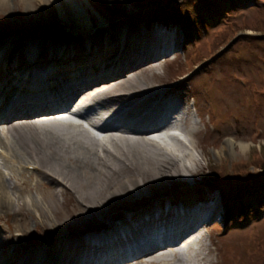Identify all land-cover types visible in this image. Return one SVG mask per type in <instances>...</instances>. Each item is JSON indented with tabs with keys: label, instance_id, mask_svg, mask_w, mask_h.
I'll return each mask as SVG.
<instances>
[{
	"label": "bare ground",
	"instance_id": "1",
	"mask_svg": "<svg viewBox=\"0 0 264 264\" xmlns=\"http://www.w3.org/2000/svg\"><path fill=\"white\" fill-rule=\"evenodd\" d=\"M28 1L40 6L37 1L44 0ZM52 1L62 7L63 17L74 15L82 26L74 43L29 42L21 49L9 42L0 48V220L24 239L33 221L41 235L25 239L32 248L12 256L0 235V264H216L201 237L192 233L175 241L202 213L222 209L219 196L178 203L169 196L174 188L166 187L162 200L144 201L166 182L185 180L174 158L181 152L154 148L145 138L149 126L156 128L154 139L178 126L186 135L199 133L196 122L177 109L176 95L148 84L158 78L157 55L178 39L177 32L124 28L91 41L80 24L89 19L80 7L87 0ZM8 3L0 0V10ZM74 97L76 110L88 112L82 118L106 119L102 130L110 148L76 124L54 118ZM236 145L247 147L228 137L221 151L233 153ZM30 165L26 176L24 167ZM16 167L21 176L11 184L3 168ZM40 187L45 189L39 198L30 195ZM126 199H132V210L116 217L112 210ZM164 245L169 250L160 248Z\"/></svg>",
	"mask_w": 264,
	"mask_h": 264
},
{
	"label": "rangeland",
	"instance_id": "2",
	"mask_svg": "<svg viewBox=\"0 0 264 264\" xmlns=\"http://www.w3.org/2000/svg\"><path fill=\"white\" fill-rule=\"evenodd\" d=\"M37 2L40 6L28 0H9V7L0 10L2 50V45L9 46V42H16L21 49L29 42L74 43V32L82 28L74 15L63 17L62 7L52 0ZM173 3L161 5L163 9L158 4L139 0H87L80 7L87 10L89 19L86 17L80 24L88 28L91 41H102L107 32L124 28L153 31L166 25L168 29H176L178 40L156 59L158 78L148 84L176 95L180 109L196 122L199 133L196 137L184 135L183 140L172 139L177 153L181 152L174 158L185 180L166 182L160 192L149 191L144 201L162 200L166 187L174 188L169 196L175 195L178 203L181 200L191 203L210 194L224 197L228 201L222 206L225 217L223 212L217 213L198 232L211 250L212 261L264 264V32L253 28L256 19L260 23L259 19L264 18V0H175ZM111 7H115L113 11L109 10ZM172 7L179 16L174 15ZM225 37L227 40L219 44ZM173 56L175 59L171 60ZM141 84L148 85L145 79ZM1 125L0 122V128ZM228 137L244 143L246 149L236 145L233 153L222 152ZM253 152L259 156L258 167H253ZM241 160L249 165L248 174L236 179L230 167ZM32 166L24 167L26 176ZM193 169L198 170L194 175L190 172ZM3 171L11 184L21 176L19 167L13 172L4 168ZM209 186L218 189L211 191ZM40 188L33 189L30 195L39 198L45 189ZM132 199L123 201L112 213L116 217L126 215L132 210ZM34 226L33 221L29 222L27 241L41 236L39 227ZM0 235L7 245V256H12L13 251L19 253L32 248L26 247L20 232L10 231L5 220H0Z\"/></svg>",
	"mask_w": 264,
	"mask_h": 264
},
{
	"label": "trees",
	"instance_id": "3",
	"mask_svg": "<svg viewBox=\"0 0 264 264\" xmlns=\"http://www.w3.org/2000/svg\"><path fill=\"white\" fill-rule=\"evenodd\" d=\"M140 2H143V1H146V2H148V3H151V4H158V5H160V7H162V6H165V5H169V4H172L173 2L175 3V0H139ZM176 1H180V0H176ZM115 3V2H114ZM173 3V4H174ZM162 5V6H161ZM178 6L179 7H181L182 6V4L180 3V4H178ZM115 8V7H114ZM114 8H110L109 10L110 11H113L114 10ZM163 8V7H162ZM173 8V7H172ZM161 9V8H160ZM164 9V8H163ZM178 9H180V8H178ZM173 10H174V12H175V16H176V14H177V16H179V12L175 9V8H173ZM109 11V13H113V12H110ZM183 17V16H182ZM185 20H187V19H184V21ZM259 20H261V22L259 23L258 22V20L256 19L255 20V22H254V26H253V28H254V30H260V31H263L264 32V18H261V19H259ZM204 25H205V23H204ZM206 27V26H205ZM232 37H230V38H228V40H230ZM227 40V38L225 37L222 41H220V43L219 44H222V43H224L225 41ZM251 158H253V160H252V162H253V167H258L259 166V163H261L260 161H259V156H258V154H257V152H253L252 153V157ZM249 165H247L246 164V161H243V160H241V161H236L235 163H233L232 164V166L230 167V170L232 171V172H234L236 175L234 176V177H236V179L238 178H245L246 177V175L248 174L247 172H248V170H249V167H248ZM245 169H247L245 172H244V170ZM217 176H219L218 174H217Z\"/></svg>",
	"mask_w": 264,
	"mask_h": 264
}]
</instances>
